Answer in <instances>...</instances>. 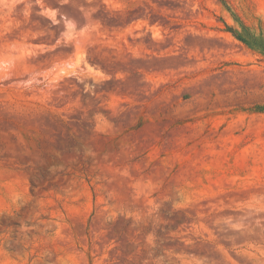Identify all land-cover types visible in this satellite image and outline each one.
<instances>
[{"label": "rangeland", "instance_id": "rangeland-1", "mask_svg": "<svg viewBox=\"0 0 264 264\" xmlns=\"http://www.w3.org/2000/svg\"><path fill=\"white\" fill-rule=\"evenodd\" d=\"M33 1L0 0V264H264V52L234 35L264 44V0Z\"/></svg>", "mask_w": 264, "mask_h": 264}, {"label": "bare ground", "instance_id": "bare-ground-1", "mask_svg": "<svg viewBox=\"0 0 264 264\" xmlns=\"http://www.w3.org/2000/svg\"><path fill=\"white\" fill-rule=\"evenodd\" d=\"M25 68V65L23 62L18 61L15 63H10L4 70H2L3 74H18L20 73L23 69ZM221 155V154H220ZM224 156V155H223ZM242 158V157H241ZM240 158V159H241ZM250 159V158H249ZM248 160V159H247ZM222 161V158L220 159L218 157V159H216L214 162V165H218L220 162ZM236 162V160H235ZM237 166L239 168H241L242 170L245 168H248L254 172H258L260 171L261 167L259 166V164H257L256 161H251L249 164H246L244 159H241L240 161H237ZM264 170V168H262ZM261 169V170H262ZM257 174V173H256ZM259 174V173H258ZM220 178V177H219ZM261 183V182H260ZM228 199L230 200L231 197H228Z\"/></svg>", "mask_w": 264, "mask_h": 264}, {"label": "trees", "instance_id": "trees-1", "mask_svg": "<svg viewBox=\"0 0 264 264\" xmlns=\"http://www.w3.org/2000/svg\"><path fill=\"white\" fill-rule=\"evenodd\" d=\"M246 29L247 28H245L243 26V32L242 33L235 32L234 35L238 39L243 41L245 44H247L248 46H250L252 48H256V49L264 52V44L259 42L258 39L256 37H254L252 34H250V32H248Z\"/></svg>", "mask_w": 264, "mask_h": 264}, {"label": "flooded vegetation", "instance_id": "flooded-vegetation-1", "mask_svg": "<svg viewBox=\"0 0 264 264\" xmlns=\"http://www.w3.org/2000/svg\"><path fill=\"white\" fill-rule=\"evenodd\" d=\"M40 2H42V0H34L33 2H31V4L36 5L37 7H41V4H43V2L41 4Z\"/></svg>", "mask_w": 264, "mask_h": 264}]
</instances>
